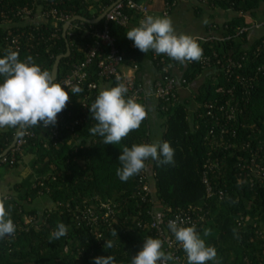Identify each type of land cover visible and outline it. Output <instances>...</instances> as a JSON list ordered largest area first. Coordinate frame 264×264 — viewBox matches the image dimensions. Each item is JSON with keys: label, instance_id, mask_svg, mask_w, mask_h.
Wrapping results in <instances>:
<instances>
[{"label": "trees", "instance_id": "1", "mask_svg": "<svg viewBox=\"0 0 264 264\" xmlns=\"http://www.w3.org/2000/svg\"><path fill=\"white\" fill-rule=\"evenodd\" d=\"M54 1H57L58 10H65L71 17L93 20L118 0ZM130 1L142 3V0ZM180 1L164 0V4L172 5L174 2L172 9ZM48 2L0 0V56L11 49L18 53L19 59L31 56L43 70L51 72L56 57L66 52V42L62 38L63 24L53 28L51 21H34L17 15L19 10L26 8L34 16L46 9ZM206 4L227 16L224 15L221 24L214 22L207 25L205 32L208 27L213 30L211 27L214 26L213 31L231 38L211 43L196 40L202 55L199 60L186 62L182 72L185 81L183 87L207 70L202 67L203 56L210 59L209 71L214 74H206L204 82L192 95L194 110L189 108L191 99L179 101L176 95L174 100L156 101L153 107L156 120H152L160 123L158 136L151 131L147 99L137 100L146 106L147 117L139 128L130 131L118 144H103L102 137L90 133L89 129L96 122L88 107L101 88L117 83L114 78L98 80L97 62L101 55H97L84 70L86 79L76 86L81 91L76 94L69 91L70 98L62 112V120L55 124L59 128L57 137L51 138L49 134V129L54 126L45 129L33 126L34 136L19 151L15 153L11 149L1 156L11 144L18 126L0 128V161L5 160L0 163V168L5 171L0 174V181L4 174L15 172V176H18L13 184L0 192V203L16 225L13 237L0 239V264H92L93 257L108 254L115 257L116 264H129L130 257L142 246L143 238H157L144 225L148 223V213L152 209L171 216L189 207L202 209L204 220L198 223L196 230L207 245L216 249L215 261L206 264H260L264 261V185L251 187L244 177L246 170L243 168L247 165L243 160L249 148H242L244 142H251V148H254V142L261 140L264 151V47H260L261 39L257 36L250 38L249 32L234 37L239 28L250 25L249 18L255 20L259 19L257 14L264 15V0H206ZM200 9L197 7L194 13L199 15ZM125 12L129 18L134 14L128 9ZM101 24L89 25L79 21L72 24L66 33L70 55L60 60L55 82L69 75L72 67L83 61L85 47L91 45L92 39L82 28H99ZM128 30L127 26H110V34L115 39L124 65L130 68L136 66L138 71L140 58L145 53L134 47L133 42L125 36ZM53 32L55 36H52ZM261 32L264 36V29ZM15 38L17 42L12 44ZM153 53L150 50L147 55L157 74L155 81L163 76L164 67L168 69L167 75H172L170 65L176 61L162 54L153 56ZM225 58L236 62L241 60L247 73L259 72L250 94L245 98L244 88L237 87L238 112L235 121L224 127V137L237 145L231 150H223L225 144L222 143L215 147L216 150L210 151L207 143L211 137L209 132L213 130V136L218 135L221 128L217 124L223 121L210 120L203 106L222 96L221 91L227 95L231 83H226L224 70L221 69V65L226 64ZM235 73L246 74L245 71ZM135 80L140 83L136 77ZM90 83H95L96 87L88 89ZM75 121H79L78 124ZM233 130L236 137L229 135ZM153 140L170 143L174 149V165H158L149 159L139 174L122 182L115 174L122 148ZM208 152L212 154L211 160L223 159L217 169L208 175V183L213 191L222 190L225 193L222 200L215 196L207 198L201 180ZM147 168L150 169L153 187L151 193L145 196L141 186L144 179L147 181ZM21 171L25 176L19 178ZM41 198L49 204L45 206L41 201L42 207H36V202L39 204ZM99 202H109L113 208L111 228H89L75 217L78 215L76 207ZM242 218L247 221L240 223ZM61 222L66 225L67 232L55 239L52 233ZM113 229L117 236L112 235ZM104 240H111L113 247L104 249ZM177 254L181 259L179 264H188L182 246Z\"/></svg>", "mask_w": 264, "mask_h": 264}, {"label": "clouds", "instance_id": "2", "mask_svg": "<svg viewBox=\"0 0 264 264\" xmlns=\"http://www.w3.org/2000/svg\"><path fill=\"white\" fill-rule=\"evenodd\" d=\"M125 36L145 54L151 50L156 55L164 54L180 63L199 60L202 55L198 42L191 35L177 34L167 16L147 15ZM117 81L114 86L101 88L88 107L96 122L89 131L102 137L103 144H118L130 131L139 128L147 117L146 106L134 96H127V86L119 82V77ZM69 91L76 94L81 89L62 86L54 81L49 71L35 63L33 57L19 59L16 51L7 50L5 55L0 56V128L55 126L57 114L65 108L70 98ZM149 159L158 165H174V149L166 140L124 146L118 156L115 174L125 182L139 174ZM167 227L182 246L188 264L215 261L216 249L206 244L195 225L185 226V221L177 217L170 220ZM66 232L67 227L61 222L56 225L52 235L59 239ZM15 233L16 225L0 203V239L11 238ZM112 235L117 236L115 229ZM103 247L110 249L113 242L104 240ZM170 260L172 254L163 251L161 240L147 236L143 238L138 252L130 257L129 264H166ZM92 264H116V261L113 255L108 254L93 257Z\"/></svg>", "mask_w": 264, "mask_h": 264}, {"label": "built area", "instance_id": "3", "mask_svg": "<svg viewBox=\"0 0 264 264\" xmlns=\"http://www.w3.org/2000/svg\"><path fill=\"white\" fill-rule=\"evenodd\" d=\"M48 7L44 10H40L36 15L32 16L31 10L23 8L17 12V15L20 17L23 16L25 18L34 19V21H43L48 20L51 21L53 28H56L60 23H66L71 17V15L65 10L57 9V1L48 0ZM59 2V0H58ZM174 4V2H173ZM172 4V5H173ZM168 3L164 4L163 15H167L171 6ZM125 9H128L134 13L147 14V6L143 4H137L130 0H123L120 3H117L113 8H111L104 16L101 21L102 24L99 28L88 27L82 28V31L87 35L89 39H92L91 45L85 47L84 58L83 61L77 65H74L71 69V72L66 77L62 78L58 83L62 86H66V88L71 89L73 86H77L83 84L86 79V74L84 70L94 61L97 55H101V59L97 62V78L98 80H108L114 78L117 81V77H119V82L124 83L128 88L127 95L130 97H135L137 100L142 99L145 101L146 96L141 83H136L134 72L136 70V66L130 68L126 74H122L119 70L124 66V60L122 55L119 53L115 46V39L110 34V26L114 25L117 27L125 28L129 22V16L125 12ZM251 22V23H250ZM250 25L247 27L239 28L234 37H237L244 33L250 31H259L264 29V15H261L260 19L250 20ZM72 25L68 28L67 32L71 29ZM75 28L78 29L77 26ZM214 29V26L211 27ZM213 30H208L202 36L193 37L195 40H198L202 43L205 42H224L228 41L231 37H222L220 34L215 33ZM263 35V34H262ZM259 35L258 38L261 39L260 47H264V36ZM52 36H55L53 32ZM17 42V38L12 40V44ZM11 48V47H10ZM17 49V47H16ZM213 56L216 57V54L213 53ZM225 65H221V69L224 70V75L226 79V83H231L229 90L225 95L224 91H221V95L214 100L205 103L204 109L206 110V116L209 117L210 120L215 122L223 121L222 124L219 125L221 130L218 135L213 136V130L209 132L210 136L207 139L208 148L210 151L216 150L215 147H219L220 144L224 143L223 150H227L231 148H235L234 142L231 141L230 138L224 137V127L230 125L235 121V116L238 110L236 109V98L235 92L238 86L244 88L243 90V98L245 95L250 94V89L253 88L255 81L257 80V70L254 74L246 71L243 67L242 61H232L230 58H225ZM202 67H205L209 70L210 67V59L207 56H203L201 58ZM236 71H245L246 74L243 76L240 73H235ZM168 69L166 67L162 68L163 76L160 77L155 84L153 85V94L154 98L157 100L168 101L170 99L174 100L177 90L181 89L185 84V81L181 77H176L173 75H167ZM233 82V83H232ZM96 87L95 83L88 84V89H94ZM246 101V100H245ZM195 109V108H194ZM193 109V110H194ZM64 110V109H63ZM63 110L57 114V122H61L62 120V112ZM79 121H75V124H78ZM36 128H40L35 126ZM47 128V127H46ZM41 129H45L42 128ZM59 128L54 126L49 129V134L51 138H55L58 135ZM230 137H236V133L233 130ZM34 136L33 127H22L19 136L15 142V146L12 149L13 152H17L22 148L26 141ZM256 146L251 148V142L247 141L243 143L242 148L248 149V155L245 156L243 162L247 165L243 169L246 170V177L249 181V184L252 186H257L258 188L264 185V151L261 146V140H257L254 142ZM211 152L207 153L208 158H206L201 174L202 183L205 185L206 189V197L211 198L215 196L218 200H222L225 197V193L222 190L213 191L212 187L208 183V175L215 171L218 167L219 162L223 161V159L216 161L209 159L211 156ZM5 160H1L0 163ZM13 161V160H11ZM147 173V170H145ZM144 176V172L142 174ZM150 176L147 173V181H145L141 186V191L145 193V196L151 193L150 187ZM78 211V215H75L76 219L83 223L85 226L89 228L103 226L104 228H111V222L114 215L113 208L109 202H99L98 204L93 205H84L82 208L76 207ZM204 213L200 207H189L186 210H179L171 216H167L162 212H154L152 209L148 213L149 221L144 224L146 228L148 227L153 231L154 235L161 240L162 249L165 253L172 254V260L166 262L179 264L180 256H178V250L181 245L175 240L172 233L169 231L167 225L170 220H174L177 217L185 221V226L195 225L197 229L198 223L204 220ZM147 216V214H146ZM247 219H240V223L246 222ZM260 264H264V261Z\"/></svg>", "mask_w": 264, "mask_h": 264}, {"label": "crops", "instance_id": "4", "mask_svg": "<svg viewBox=\"0 0 264 264\" xmlns=\"http://www.w3.org/2000/svg\"><path fill=\"white\" fill-rule=\"evenodd\" d=\"M94 2H96L97 0H93ZM143 5L147 6V14H140V13H134L131 15L130 19H129V22H128V29L130 30L132 27L134 26H138L139 24V21L142 20L145 16L147 15H152V16H164L163 15V9H164V0H142L141 1ZM185 2V3H184ZM203 1H195V0H182L178 3H176L174 5V7H172V9H170V12L165 15L167 17L170 18L171 16V12L178 6V5H185L187 7L188 10H192V13L195 14L194 12L196 11L197 9V5H201L200 3H202ZM204 3V2H203ZM198 6V7H199ZM207 8V7H206ZM201 14V13H200ZM196 15V14H195ZM216 15V14H215ZM213 16L211 19L213 20H209L204 22L202 25L200 26H197L194 25V29L192 30V37H195V36H200V35H203L205 33V27L211 23H214V22H217V23H222L220 21H216V19L219 20V18L217 16ZM218 16L220 17V13H218ZM220 18H223V20L225 19L224 18V15L223 17H220ZM215 19V20H214ZM174 27V26H173ZM210 29V27H208L207 31ZM216 33V32H215ZM249 35L251 36L250 38H254L255 36H259V35H262V32L261 30L259 31H250L249 32ZM163 56L169 58L168 56L162 54ZM153 56H156V54L153 53ZM187 62V61H186ZM186 62L184 63H180V62H174L170 65V72L173 76L175 77H181L182 75V72L185 70L186 68ZM140 66V67H139ZM139 66H138V71L135 70L134 72V75L135 77L140 81V83L142 84V87H143V90H144V93H145V96H146V99L148 100V106H149V116H150V125H151V131L155 134H157V136L160 134L161 132V128H160V123L158 121H153L152 118H154V120H156L155 118V115H156V112H155V108H153L155 105H156V100L154 98V94H153V85H154V82L156 80V77H157V74H156V71H155V68L153 67L152 65V62L150 61V58L149 56L147 55V53L145 55H143L141 58H140V61H139ZM130 69V66H126L124 65L123 67L120 68V72L122 74H126V72H128V70ZM137 71V72H136ZM209 71V70H208ZM214 74L213 71H209L207 74ZM195 81V80H194ZM193 81V82H194ZM192 82V83H193ZM204 82V80L201 82V84ZM191 83V84H192ZM189 84L188 86H185V87H181L180 89V98H181V101L186 97V93L185 91H187L188 93H190V90H189V86L191 85ZM200 84V85H201ZM200 85L198 86V88L200 87ZM7 127V126H6ZM6 127H3V128H6ZM152 142H155V141H152ZM27 163V161H26ZM21 170V169H20ZM19 170V171H20ZM147 173L150 175V169L147 168ZM15 174V173H14ZM16 175V174H15ZM11 174H6L4 175V180L7 182L6 183V186H10V184H13L14 181H11L10 183H8L9 179L11 178L10 177ZM20 176H25L24 172L21 171L20 172V175H19V178H21ZM16 177V176H15ZM18 177V176H17ZM150 187H151V190H152V187H153V182L151 181V177H150ZM2 180L0 181V192H2V189L3 188H6L5 185H3V183H1ZM6 192V191H5ZM4 192V193H5ZM36 204H38V202H36Z\"/></svg>", "mask_w": 264, "mask_h": 264}, {"label": "rangeland", "instance_id": "5", "mask_svg": "<svg viewBox=\"0 0 264 264\" xmlns=\"http://www.w3.org/2000/svg\"><path fill=\"white\" fill-rule=\"evenodd\" d=\"M204 2V3H203ZM202 3H200L201 5H197L196 7H200V13L199 15H195L192 13V10H188L187 7L183 4V5H178L172 12H171V16H170V19L172 21V25L174 26V29L176 31L177 34L179 33H184V34H188V35H192V30L194 29V25L197 24V26H200L202 25L204 22L208 21L209 20H213L211 19L215 14V16H217L219 18L216 19V21H220L222 22L223 21V18H220V17H223V15L227 16V14H222L221 12H219V10L217 9H214L212 7H209L207 4H206V0H203ZM185 3V2H184ZM264 6V4L262 5ZM207 7V8H206ZM264 10V9H263ZM218 13H220V17L218 16ZM35 15V14H34ZM257 16L259 17V19L261 18V13L257 14ZM215 20V19H214ZM220 24V23H219ZM206 33V32H205ZM204 33V34H205ZM203 34V35H204ZM202 36V35H200ZM209 71L206 70L204 71L202 74H200L196 79L195 81L189 86V90H190V93H188L187 91H185L186 93V97L182 100H188V99H191L190 100V105H189V108L191 110H193L195 108V103L192 101V98H193V94L196 93L197 91V88L198 86L201 84V82L204 80V78L206 77L205 75L208 73ZM176 78V77H175ZM179 78V77H178ZM181 78H182V75H181ZM180 90L178 89L177 90V93H176V96H177V99L179 101H181V98H180ZM157 101V99H155ZM157 103V102H156ZM155 141V140H153ZM5 171H3V168H0V174H3ZM10 171H8L9 173ZM15 172L11 173V178L9 179L8 183H10L11 181H14L17 177H15ZM5 175V174H4ZM2 176V182L3 185L6 186V181L4 180V176ZM41 201L43 202V205H48L49 203L48 202H45L44 198H41L39 200V204H35V206L37 207H42L41 205Z\"/></svg>", "mask_w": 264, "mask_h": 264}, {"label": "water", "instance_id": "6", "mask_svg": "<svg viewBox=\"0 0 264 264\" xmlns=\"http://www.w3.org/2000/svg\"><path fill=\"white\" fill-rule=\"evenodd\" d=\"M123 0H118L116 1L115 3L111 4L108 8H106L102 13H100L97 18L93 19V20H87L81 16H74L72 17L71 19H69L66 23L63 24V27H62V38L65 40L66 42V52L62 55H59L56 57L54 63H53V66H52V69H51V72L50 74L53 76L54 78V81L56 80V77H57V71H58V65H59V62L61 59L63 58H66L70 55V49H69V46L67 44V39H66V31L68 30V28L70 27V25L75 22V21H79V22H84V23H88V24H91V25H96L98 24L99 22H101L105 16V14L111 9L113 8L117 3H120L122 2ZM22 127L18 126L17 129H16V132H15V135L13 137V140L11 142V144L9 145V147L2 153L1 156H4L6 155L11 149L14 148L15 146V142L19 136V133L21 131Z\"/></svg>", "mask_w": 264, "mask_h": 264}]
</instances>
